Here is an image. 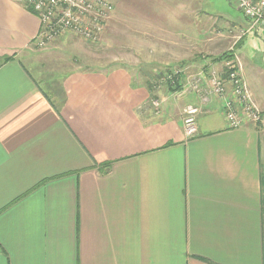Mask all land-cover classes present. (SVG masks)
Here are the masks:
<instances>
[{
  "label": "crops",
  "instance_id": "1",
  "mask_svg": "<svg viewBox=\"0 0 264 264\" xmlns=\"http://www.w3.org/2000/svg\"><path fill=\"white\" fill-rule=\"evenodd\" d=\"M178 1L162 10L182 36ZM40 30L0 0V264H264V68L244 73L262 122L231 128L198 73L179 95L151 89L145 63L96 60L82 40L62 58L61 39L78 38L39 48Z\"/></svg>",
  "mask_w": 264,
  "mask_h": 264
},
{
  "label": "rangeland",
  "instance_id": "2",
  "mask_svg": "<svg viewBox=\"0 0 264 264\" xmlns=\"http://www.w3.org/2000/svg\"><path fill=\"white\" fill-rule=\"evenodd\" d=\"M106 2L113 6V10L108 14L102 36L96 42L86 41L77 36L78 39L68 36L61 39L60 44L64 48L60 55L62 58L69 60L79 58L81 40L94 46L99 45L100 49L96 48V51L88 54L93 55L96 60H108V63L114 66L139 61L145 63V68H151L148 70L154 74L162 72L156 88L171 84L169 74L177 67L182 69L183 76L198 73L200 78L207 80L213 74L224 76L227 61L224 54L228 51L233 52V59L241 67L243 77L244 73L252 74L256 66L264 68V29L255 28L256 32L250 28V23L238 8L236 0H184L182 11L178 8L180 5L174 7L175 2H172V9L178 8L183 14H180L183 20L182 36L177 33L178 30L181 31V27L175 18L170 16V10L167 13L162 10L165 9V2L169 4V0H106ZM178 3L180 4L181 0ZM167 16L170 19L166 20ZM174 21L177 24L176 28L173 27ZM174 31L175 35L172 34ZM155 46L166 48V56L156 53L161 57H150V47L155 49ZM86 48L89 49L90 46L82 49L80 55H84ZM92 67L94 66L90 63L83 68ZM74 68L80 67L74 65ZM132 69L136 72L135 66ZM202 71L206 74L204 75ZM183 76L181 84L184 87ZM205 87L206 85L200 82L201 100ZM259 108L263 112L260 106Z\"/></svg>",
  "mask_w": 264,
  "mask_h": 264
},
{
  "label": "built area",
  "instance_id": "3",
  "mask_svg": "<svg viewBox=\"0 0 264 264\" xmlns=\"http://www.w3.org/2000/svg\"><path fill=\"white\" fill-rule=\"evenodd\" d=\"M27 9L36 14L41 23L35 45L46 48L54 41L66 34L75 35L86 41L96 42L102 36L107 25L108 14L113 6L106 0H18ZM238 8L250 23V28L264 29V0H236ZM176 69V68H175ZM182 69L177 67L169 74V80L174 82L182 75ZM225 75L213 76L208 80V89L202 100L208 101L211 96L222 98L224 114L231 128L243 126L246 122L260 123L263 112L253 100L250 88L242 76V69L236 60L225 61ZM183 76V75H182ZM182 76L179 80L182 81ZM167 79V77L165 76ZM199 78L194 89L200 92ZM179 95L182 90L176 91ZM158 103L155 102V105ZM202 109L194 104L184 107V127L188 136H195L199 132L198 116Z\"/></svg>",
  "mask_w": 264,
  "mask_h": 264
},
{
  "label": "trees",
  "instance_id": "4",
  "mask_svg": "<svg viewBox=\"0 0 264 264\" xmlns=\"http://www.w3.org/2000/svg\"><path fill=\"white\" fill-rule=\"evenodd\" d=\"M224 58H226V59H231V58H234V54H233V52H226L225 54H224ZM162 75H163V73L161 72V73H156V81H155V78H153L154 79V82L153 81H149V83H148V85H149V87L151 88V89H153V87H156V86H158V79L159 78H161L162 77ZM167 86L169 87V89H170V87H171V89L170 90H172V91H176V90H179V89H181V87H182V84H181V82H180V80H179V78H176L175 80H174V82H171V84H167ZM261 123V122H260ZM211 264H213L212 262H211Z\"/></svg>",
  "mask_w": 264,
  "mask_h": 264
}]
</instances>
